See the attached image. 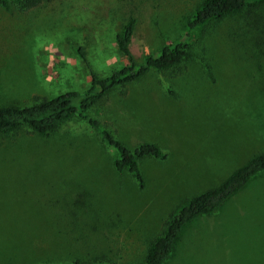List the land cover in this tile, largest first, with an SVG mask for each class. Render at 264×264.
Returning a JSON list of instances; mask_svg holds the SVG:
<instances>
[{
  "label": "rangeland",
  "instance_id": "obj_1",
  "mask_svg": "<svg viewBox=\"0 0 264 264\" xmlns=\"http://www.w3.org/2000/svg\"><path fill=\"white\" fill-rule=\"evenodd\" d=\"M202 0H41L0 7V105L82 91L126 58L114 34L135 19L136 63L182 39ZM190 56L109 92L88 114L129 148L153 142L164 160L118 173L87 123L49 135L0 136V264H141L183 201L264 152V0L194 29ZM81 46L85 61L76 51ZM161 264H264V169L218 210L181 228Z\"/></svg>",
  "mask_w": 264,
  "mask_h": 264
},
{
  "label": "trees",
  "instance_id": "obj_2",
  "mask_svg": "<svg viewBox=\"0 0 264 264\" xmlns=\"http://www.w3.org/2000/svg\"><path fill=\"white\" fill-rule=\"evenodd\" d=\"M247 0H202L195 8L182 39L163 46L157 54H146L139 63L133 59L128 44L135 19L132 16L122 22L114 34L116 50L127 62L112 70L107 76H97L89 70L88 86L82 91H66L51 98H39L29 105H0V136H9L22 126L39 135H49L72 118L83 119L98 140L110 150L112 164L118 173L126 170L141 185L142 176L138 161L144 158L164 160L166 154L153 142H141L129 148L114 133L88 111L109 92L127 83L137 81L149 70L162 71L177 66L190 56L189 41L193 31L205 23L224 15L238 12ZM41 0H0V7L10 10L12 6L28 10L37 7ZM79 56L85 61L81 46H76ZM264 169V152L251 155L242 164L231 170L218 184L185 200L175 213H170L160 232L149 242L141 264H161L168 256L181 228L200 214H211L233 194L241 190L248 180ZM38 264H55L40 262ZM70 264H80L72 259Z\"/></svg>",
  "mask_w": 264,
  "mask_h": 264
},
{
  "label": "crops",
  "instance_id": "obj_3",
  "mask_svg": "<svg viewBox=\"0 0 264 264\" xmlns=\"http://www.w3.org/2000/svg\"><path fill=\"white\" fill-rule=\"evenodd\" d=\"M5 222H0V235L1 237L6 240H12L13 239V228L12 227H6Z\"/></svg>",
  "mask_w": 264,
  "mask_h": 264
}]
</instances>
